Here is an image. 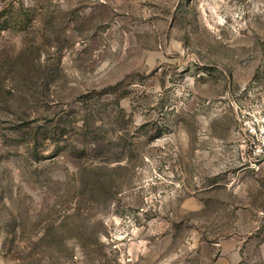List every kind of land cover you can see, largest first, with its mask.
I'll return each instance as SVG.
<instances>
[{
	"label": "rangeland",
	"instance_id": "obj_1",
	"mask_svg": "<svg viewBox=\"0 0 264 264\" xmlns=\"http://www.w3.org/2000/svg\"><path fill=\"white\" fill-rule=\"evenodd\" d=\"M23 2L0 30V264H264L241 123L264 0Z\"/></svg>",
	"mask_w": 264,
	"mask_h": 264
},
{
	"label": "built area",
	"instance_id": "obj_2",
	"mask_svg": "<svg viewBox=\"0 0 264 264\" xmlns=\"http://www.w3.org/2000/svg\"><path fill=\"white\" fill-rule=\"evenodd\" d=\"M241 123L252 158L255 162L264 159V108L242 113Z\"/></svg>",
	"mask_w": 264,
	"mask_h": 264
},
{
	"label": "trees",
	"instance_id": "obj_3",
	"mask_svg": "<svg viewBox=\"0 0 264 264\" xmlns=\"http://www.w3.org/2000/svg\"><path fill=\"white\" fill-rule=\"evenodd\" d=\"M23 0L18 2V7L11 3L0 8V30L20 29L28 27L35 17L33 8H24Z\"/></svg>",
	"mask_w": 264,
	"mask_h": 264
},
{
	"label": "crops",
	"instance_id": "obj_4",
	"mask_svg": "<svg viewBox=\"0 0 264 264\" xmlns=\"http://www.w3.org/2000/svg\"><path fill=\"white\" fill-rule=\"evenodd\" d=\"M241 257L239 254V251H234L232 253L227 254L224 258H220L216 263L214 264H237L240 262Z\"/></svg>",
	"mask_w": 264,
	"mask_h": 264
}]
</instances>
